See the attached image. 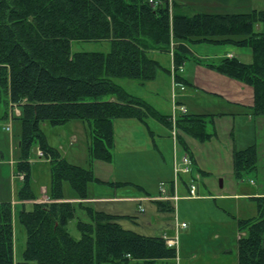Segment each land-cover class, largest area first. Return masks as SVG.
Returning a JSON list of instances; mask_svg holds the SVG:
<instances>
[{"label": "trees", "instance_id": "trees-1", "mask_svg": "<svg viewBox=\"0 0 264 264\" xmlns=\"http://www.w3.org/2000/svg\"><path fill=\"white\" fill-rule=\"evenodd\" d=\"M172 40L181 41L174 52L177 67L190 52L183 41L248 46L253 55L250 62L232 56L209 65L250 84L254 88L250 111L255 117L264 116V9L190 13L179 4L171 8L169 0L157 5L149 0H0V119L13 124L17 120L20 125L18 170L25 175L20 200L37 198L30 161L35 141L51 163L49 200L35 202L33 209L20 214L27 230L20 261L15 260L13 204L0 201V264H177L178 251L163 236L125 228L119 222L125 215L66 200L65 180L82 199L88 197V184L101 180L91 166L68 161L42 129L44 122H87L92 162L113 159L116 118L145 121L154 116L171 126L170 114L129 92L116 78L144 83L169 70L151 52L169 51ZM73 41H108L111 48L73 51ZM15 106L20 115L12 112ZM211 115L183 113L176 125L204 140L211 136L207 131ZM233 160L237 177L256 169V145L235 149ZM255 199L257 214L239 219V264H264V194ZM158 203L163 208L165 202ZM77 204L89 214V220L78 219L79 238L68 226L77 217Z\"/></svg>", "mask_w": 264, "mask_h": 264}, {"label": "rangeland", "instance_id": "rangeland-1", "mask_svg": "<svg viewBox=\"0 0 264 264\" xmlns=\"http://www.w3.org/2000/svg\"><path fill=\"white\" fill-rule=\"evenodd\" d=\"M185 1L190 5H199L203 12L212 13L250 12L254 9L264 8V0ZM259 26L262 28V24H257V28ZM223 47L226 46L218 44L212 50V47L209 45H204V47L198 50L202 53L209 51L213 53ZM110 48L111 45L108 41L72 42L73 51L94 50L108 52ZM231 50L234 52V55L244 61L248 62L253 59L252 52L248 46L235 44ZM186 54L188 56L186 59L188 60H185L183 64L184 68L180 71V74L184 77L189 78L190 76H194L190 73H194L205 78L206 75L204 73L207 70L220 72L211 65L206 64L207 62L205 61L207 60L198 61L193 53L186 52ZM168 56L167 54L166 57L169 60ZM193 58L195 61L192 60ZM164 63L166 65L168 62L164 59ZM208 78L210 77L208 76ZM116 81L128 91L145 97L148 101L154 103L157 109L163 113L172 114L175 101L178 106L181 105L180 103L186 104L190 112L214 111L209 112L213 113L209 117V119L213 118V122H209L207 125V131L211 132V136L204 140L197 138V141L204 143L200 145V149L198 146L199 169L194 172V181L198 187V197H187L183 201L181 200L180 204L174 201L177 212L181 211L183 219L190 224L185 229L186 231L183 232L181 241L178 239L179 245L175 260H177V264H239L238 237L242 234L239 230V219L257 214L258 204L254 195L258 194L259 191H264V125L261 123L258 125L255 118L251 119L243 113L236 114L235 116L230 114L237 111L242 112L244 108L229 102L224 95L207 92L205 87L195 88L189 85L187 88L185 87L186 89L180 87L176 89L175 85H170L169 83L166 88V83L159 81L158 83H151V85L144 87V83H141L138 79L123 77L116 78ZM187 92H193L194 95L190 93L189 96H182V94H186ZM112 96L107 95L106 98H111ZM221 112H225V114H220ZM180 114L181 112L178 109L177 116L179 117ZM147 119L152 129L160 133H167V127L164 125L162 129L157 123L159 121L156 117L149 116ZM75 120L80 122L77 127L79 140L70 148V154L67 159L86 166L88 165L86 159L90 157L87 146L91 135L87 122L81 119ZM8 122L11 124L10 120L5 122L4 119H0V201H11L13 204L15 260L20 261L23 259V252L27 242V230L21 222L20 214L24 209H33L34 199L22 200L27 201L25 203L19 202L18 193L13 197V184H15L16 190L23 184L18 170V158L21 155V148L19 145V135L17 134H20L21 130L17 120L14 121L11 131L6 130L3 126ZM45 123H42V129L45 133L47 132L52 135V128L55 125L48 122L45 125ZM180 131L184 135L187 134L182 128ZM51 137L56 142L59 140L56 132ZM165 142L168 141L165 140ZM158 143L161 145L162 141L160 140ZM124 144L123 139L122 141L118 139V149H121V146ZM252 144H255L257 147V168L246 172L242 177H237L234 172V150L243 149ZM155 149L156 152H145L147 154L128 153L121 150L115 151V159L117 160V165H115L116 177L129 175L130 179H135L139 183H144L145 181L150 187L156 181L159 182V176L164 171L171 170L175 151L174 142L170 140L169 146H165L163 153L158 150V147ZM87 150L88 154H86ZM183 150V144L177 143L176 151L179 157H181V151ZM144 156H146L145 159L148 162V165H146L148 167H145V169ZM45 159L47 160L45 156L41 157L39 155V144L35 141L30 150V160L33 164L32 180L34 178L45 179L46 175L49 174L50 163L46 162ZM191 179L189 177L190 181ZM207 180H209L210 184H206ZM33 183L36 188L37 183L35 181ZM160 185L161 183L158 185L156 192L160 191ZM164 185L167 186L168 184L164 182ZM122 186H127L125 188H130V190L142 189L135 182ZM40 188L37 187L38 190ZM102 188V190L105 189V187ZM125 188H120L119 192L127 193V189ZM90 190L91 187H88L87 195L90 194ZM63 193L66 196L79 195L78 191L68 180L63 182ZM217 193H224L225 195L217 196ZM230 193L240 195H229ZM244 193H247V195L245 196ZM120 204H124V208L122 207V209L127 214L119 219V222L125 228L133 229L143 234L162 235L165 227H171L174 224V219H171L170 215L167 217V210L165 211L157 201L143 202L142 205L145 207V211L139 208L137 201H127ZM168 212L171 215L174 213L171 210ZM158 215L162 216V218L158 219ZM78 219L89 220L86 208L79 204H77V217L72 218L68 223L69 230L76 238L81 236V231L77 225ZM147 221H153V224Z\"/></svg>", "mask_w": 264, "mask_h": 264}, {"label": "crops", "instance_id": "crops-1", "mask_svg": "<svg viewBox=\"0 0 264 264\" xmlns=\"http://www.w3.org/2000/svg\"><path fill=\"white\" fill-rule=\"evenodd\" d=\"M169 1L171 4V8L174 5L179 4L181 7L188 10L190 13L203 12L199 5H190L185 0L184 1L169 0ZM262 9H264V8H262ZM210 13H212V12H210ZM258 28L260 29V26ZM180 42L172 40V42H171L172 45L170 46L169 51L153 50L151 52V55L154 58L158 59L162 63V65L164 67L168 68L169 70L159 71L157 74V77L155 79L144 82V87L146 85H151V83H158V81L159 82H165L166 88H167L169 83H170V85H172V84L175 85L176 89L179 88V86L176 83L183 84L184 88L185 87L187 88V86H189V85H192V87H195V88H197V87H203L204 88L205 87L207 92L219 93L221 95H224L227 97L229 102H231L233 104L240 105L244 108V110L242 112L237 111V112H232L230 114H233L235 116L236 114H242L243 113L245 115H248L251 119L255 118L256 123L258 125L260 123L264 125V116L255 117L250 111V109L254 103V88L250 84L245 83L243 81H240L238 79H235L233 77H230L226 74H222L220 72H214V70H207V72L204 73L206 75L205 78L200 77L199 75H196L194 73H190V74H193L194 76H190L189 78H186L183 75H181L180 71H182L184 68L183 64H184L185 60H188V59H186L187 58L186 57L184 59V62L179 67L176 66L174 52H175L176 45ZM182 43H184L189 48L190 52L193 53V55L198 59V61L207 60L205 62H207L206 64H208V65H209V63L218 62V61H220L226 57L236 56V55H234V52L231 50V48L235 44L233 45V43L231 44L229 42L214 43V42L203 41V42H198V43L196 42L195 43L193 41L192 42L191 41H188V42L183 41ZM218 44H222L226 47L220 48L219 50L217 49L213 53L211 51L206 52V53H202L198 50V49L204 47V45H209L210 47H212V50H214L213 47H215V45H218ZM167 54L169 55L168 56L169 60L166 57ZM236 57H238V56H236ZM164 59L166 60V62H168L166 65L164 63ZM192 60L195 61L194 58ZM245 62H247V61H245ZM248 62H250V61H248ZM186 73H188V71H186ZM217 73H219V74H217ZM208 76L210 78H208ZM185 89H183V90H185ZM190 93H192L194 95L193 92H190ZM190 93L187 92L186 94H182V96H189ZM133 94H136V93H133ZM136 95H138V94H136ZM138 96H140V95H138ZM142 98L146 99L145 97H142ZM111 99H116V97L112 96ZM148 102H150V101H148ZM150 103L152 105H154V103H152V102H150ZM180 104H181L180 106H185L187 108L186 113H190V114L191 113L205 114V113H209V112H214V111L190 112V110L186 104H184V103H180ZM154 106L156 107V105H154ZM180 106L177 105V108L179 110H180ZM173 107H174V104H173ZM204 110H206V109H204ZM207 110H209V109H207ZM180 112H181V114H180V116H181L183 113L181 110H180ZM165 114L171 115V113H167V112H165ZM210 114H213V113H210ZM214 114H217V113H214ZM220 114H225V112H221ZM148 117H146L145 121L140 120V119L135 118V117H119V118H116L114 121L115 147H114L113 159L111 161L94 159L91 162L90 157H89L88 159H86L87 164H88L86 166L74 163L73 161H70L67 159L68 155L70 154V148H72L76 144V142H78V140H79V135L77 133V127L79 126L80 122L73 119V120L67 121L63 124L53 126L52 135L54 134V132H56V134L59 137V140L57 142L52 139V137H51L52 135H50V133L46 132L45 134L48 138L49 143L51 145L57 147L61 151L62 155L68 161H70L74 164H77V165H81L83 167L91 166V168L94 171L95 176L101 180V181H92V183H90L88 185V187H91V190H90L91 192L87 198L82 199V198H80L79 195H72V196L64 195L66 200L73 201V202L84 201V202H86V204L89 203L90 205L94 206L98 210H103V211L113 213V214H118V215H127L126 212L123 211V209H122V207L124 208V204H120L122 202H127V201H134L135 202V201H137L139 203V208L144 209V211H145V207H143V205H142L143 202H145V201H153V202L157 201L158 202L159 200H162L165 202V204L163 205V208L165 209V211L167 210V214H168L167 217H169V215H170L171 219H174V224L171 227H165L163 234L159 235V236H163V237L165 235H167V236H178V239L181 241V239H182L181 237L183 235V232L186 231L185 229H187L190 224L185 219H183V215H182L181 211L177 212L175 202H174L175 200L160 199L159 196H160L161 190L159 192H156V189H158V185L160 183L166 182L168 184L167 185L168 186L167 187L168 194L173 195V193H174V182H173L174 181V172H173V170H174L175 161L177 160L178 162H180L183 155L188 153L192 157L193 162H194L193 172H192V174H186V173L180 174L181 177L179 178L178 185H177V194L179 195V198L176 201L180 204L181 200L183 201V199L189 197V185L192 182V179L190 181L189 177L192 178L194 176V172L197 169H199L198 146L200 149V145H202L204 143L197 141L198 139L196 137H194L188 133L186 135H184L180 131V127L178 125H176L177 133H176V137H174L173 133H172L173 122L171 123L172 125L169 126L166 123H164L163 121L157 119L159 121L157 123L162 127V129H163L164 125L167 127V133L157 132V131H155V129L151 128V126L148 122V119H147ZM234 119H236V118H234ZM209 122H213V118H210V120L208 121V124H209ZM12 125H13V123L11 122V126ZM45 125H47V122L45 123ZM87 130H88V128H87ZM118 139L119 140L121 139V141L123 139L124 143H125L123 146H121V149H118ZM160 140L162 141L161 145L158 143V141H160ZM165 140L168 142H165ZM170 140L172 142H174V148H175L174 160H173L172 165H171V170L169 169V171H164L163 174L161 176H159V182L156 181L155 184H153V186L150 187V185H148V183L146 184L145 181H144V183H139L135 179H130L131 177H129V175H125V176L118 177V178L116 177L115 165H117L116 164L117 160L115 159V151L121 150V151H125L128 153H144V154H147L145 152H150V153L156 152L155 148L158 147L159 148L158 150L161 153H163L165 146H169ZM179 142L182 143L184 146V150L181 151V157L178 156L177 151H176V146H177V143H179ZM87 147H88L87 149L89 150V143H88ZM88 150H87L86 154H88ZM89 156H90V154H89ZM145 158H146V156H144V169H145V167H148V166H146V165H148V162ZM49 161H50V159L47 158L46 162H49ZM170 163H171V159H170ZM49 166H50V171H49V174L46 175L45 179L40 180V179L34 178V180H32L31 184H32L34 192L37 195V198L34 199V203L49 200L48 191H49V188L51 185V163ZM32 172H33V164H32ZM171 174H173L172 177H171ZM33 181H35L37 183L36 184L37 187H41L40 190H38L37 187L35 188ZM119 182H121V183H119ZM133 182L140 185V187L142 189H131L130 190V188L129 189L125 188L127 186H122V185L131 184ZM253 183H255V182L253 181ZM206 184H210L209 180L206 181ZM21 187H22V185L19 186L18 189L16 190L15 184H13V197L16 196V194L19 192ZM102 187H105V189L102 190L103 189ZM120 188L127 189V193H125V192L120 193L119 192ZM124 191H126V190H124ZM99 192H101V193H99ZM102 192H103V194H102ZM232 194L234 196L240 195L237 193H230L229 195H232ZM263 194H264V191H259L258 194L254 195V196H259V195H263ZM223 195H225V194L224 193H217V196H223ZM244 195L246 196L247 193H244ZM204 196H206V195H204ZM18 200H19V202L22 201L20 199H18ZM22 202L26 203L27 201H22ZM170 210L172 213L174 212L173 215H171L170 212H168ZM164 213H166V212H164ZM161 218H162V216L158 215V219H161ZM147 222H150L151 224H153V221H147ZM177 222L178 223L186 222L187 225L184 227L183 226H177ZM145 235H153L154 236L157 234H145ZM176 262H177V260H176Z\"/></svg>", "mask_w": 264, "mask_h": 264}, {"label": "built area", "instance_id": "built-area-1", "mask_svg": "<svg viewBox=\"0 0 264 264\" xmlns=\"http://www.w3.org/2000/svg\"><path fill=\"white\" fill-rule=\"evenodd\" d=\"M149 2L153 5H157L160 3V0H149ZM178 86H180L181 88H184V85L181 83H176ZM177 104L174 103V107H173V112L171 114V119L173 122V136L176 137V133H177V128H176V121H177ZM180 110L182 111V113H186L187 112V108L185 106H180ZM14 114L19 115L21 112L18 108H14ZM6 130H10L12 129V126L10 123H5L3 126ZM39 155L40 156H44V153L39 150ZM193 167H194V162L192 157L187 153L185 155H183L182 159L180 162H178L177 160L175 161V165H174V172H175V178H174V193L173 195L168 194L167 191V186L164 185V183H161V193L159 198L160 199H172V200H177L179 198V195L177 194V185H178V181H179V175L181 173H187V174H191L193 172ZM20 178L23 180L25 175L23 173H19ZM197 185L194 181V177L192 179V182L189 185V197L195 198L198 197L197 195ZM187 223L186 222H181L178 223L177 222V226H186ZM165 241L167 243L168 246L171 247H175L176 249H178V245H179V240H178V236H167L165 235Z\"/></svg>", "mask_w": 264, "mask_h": 264}, {"label": "bare ground", "instance_id": "bare-ground-1", "mask_svg": "<svg viewBox=\"0 0 264 264\" xmlns=\"http://www.w3.org/2000/svg\"><path fill=\"white\" fill-rule=\"evenodd\" d=\"M39 150H41V149H39ZM42 151V150H41ZM43 152V151H42Z\"/></svg>", "mask_w": 264, "mask_h": 264}]
</instances>
